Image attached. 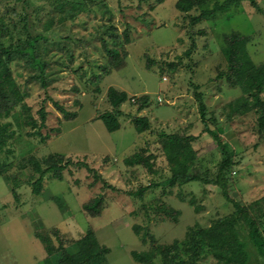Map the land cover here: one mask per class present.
<instances>
[{"label": "rangeland", "instance_id": "1", "mask_svg": "<svg viewBox=\"0 0 264 264\" xmlns=\"http://www.w3.org/2000/svg\"><path fill=\"white\" fill-rule=\"evenodd\" d=\"M216 1L225 0H209L206 7ZM257 1L260 8L241 0L193 25L190 19L201 9L182 12L178 0H100L75 18H64L67 12L58 8L57 0H32L29 8L15 0H0V25L9 29L7 44L26 37L27 22L34 34L49 36L39 46L41 58L49 63L47 88L33 78L36 71L24 60L12 63L30 110L18 106L6 119L16 135L0 151L1 158L12 162L9 180L0 177V264H47L43 237L59 245L60 235L68 249L77 251L90 232L100 245L112 249L105 264H143L133 258L132 251L159 245L170 254L168 258L158 254L156 264H217L206 245L194 247L198 235L192 241L187 232L195 225L210 226L234 207L212 184H162L172 175V164L161 133L200 135L188 141L185 151L191 163L189 173L216 177L223 154L215 138L203 133L200 93L208 117L214 116L212 127L235 154L236 164L228 171L231 195L244 205L256 207L257 201L264 205V135L254 113H233L228 106L242 95L241 88L218 78L226 68V36L234 32L250 37L253 60L264 63V0ZM126 29L129 43L123 34ZM104 40L120 50L115 63L121 66L112 64ZM110 87L130 96L122 106V127L114 132L100 118L112 110ZM145 94L151 103L138 112L135 100ZM53 100L78 116L66 118ZM43 106L46 126L28 124V113L41 120ZM138 115L150 117V130H136L133 119ZM34 131L48 138L31 135ZM143 151L151 157V167L125 162ZM54 154L86 161L115 188L104 187L85 167H72L63 180L49 173L42 192L35 193L37 175L28 159ZM99 194L105 197L104 207L94 217L85 204ZM260 219L264 229V218ZM135 226L141 227L139 233Z\"/></svg>", "mask_w": 264, "mask_h": 264}, {"label": "trees", "instance_id": "2", "mask_svg": "<svg viewBox=\"0 0 264 264\" xmlns=\"http://www.w3.org/2000/svg\"><path fill=\"white\" fill-rule=\"evenodd\" d=\"M240 1L225 0L222 3L216 1L213 7H206L209 0H178L177 8L186 13L195 8H200L201 12L190 19V23L194 25L205 19L214 18L219 12L229 10L233 4H238ZM250 1L257 8H260L257 0ZM15 2L23 4L26 8L34 5L32 0H15ZM57 2L58 8L67 12L64 18H75L79 11L89 8L92 4L99 3L100 0H57ZM159 2H163V0H159ZM24 26L27 32L26 37L7 44L5 37L8 35L9 29L5 25H0V151H3L9 141L16 135L15 129L12 128V122L6 121V119L12 116L18 106H21L25 111L30 110L25 102V93L15 77L12 63L17 59L24 60L36 71L33 78L38 79L43 87H48L47 69L49 63L41 58L39 46L42 41H47L49 36L45 32L34 34L31 32L28 22ZM123 34L125 41L129 43L131 40L130 31L126 29ZM115 37L119 38V35H115ZM249 41V36L236 32L226 36V45L223 48L226 68L220 70L218 78H225L231 85L241 88L242 95L231 101L228 106L233 113H254L259 131L264 135V63H255L248 49ZM104 47L111 58L112 64L118 67L121 66L119 63H115L120 58V50L111 48L106 40H104ZM103 69L107 70L108 66H104ZM197 96L200 99V111L204 123L203 133H208L215 138L223 154L219 172L216 177L211 178L189 173L191 163L185 157V151L188 141L195 140L200 135L184 136L162 132L164 149L172 164V175L162 184L175 186L182 181H192L218 186L223 197L233 205L234 211L216 219L210 226L195 225L191 227L187 232V236L194 241L198 235L194 247H197L198 244L206 245L210 254L216 259L217 264H264V229L260 219L264 218V205H261L260 201H257L256 207L254 205H244L231 195L228 171L236 164L235 154L223 141L222 136L212 127L214 116L208 117L206 103L202 100L200 93H197ZM108 98L112 110L103 112L100 118L104 121L107 129L114 132L122 127L120 117L125 115L122 106L130 99V96L125 90L110 87ZM135 101L138 112H141L150 105L151 97L145 94ZM53 102L66 118L75 119L78 116V112L68 111L58 101L53 100ZM39 112L40 121L28 113L27 123L34 127L39 126V124L45 127L47 120L45 107L43 106ZM133 123L139 133L146 132L152 127L151 119L146 115L134 117ZM30 134L41 133L40 131H34ZM41 136L43 140L48 138V135L43 136L41 134ZM145 153V151L136 152L127 157L125 162L128 165H143L149 168L152 165L150 163L151 157ZM28 164L32 166L34 173L37 175L33 181L34 192L37 194L42 192L44 180L49 173L54 176L53 178L63 180L65 171L73 172L72 167L79 169L85 167L95 175L97 180L103 181L104 187L115 188L86 161H75L70 155L54 154L44 159L30 156ZM11 166L12 162L8 157L4 159L0 157V177L9 180L8 171ZM158 185L155 183L153 186ZM150 187L152 185L141 188L139 194H143ZM104 202V195L99 194L85 204V209L94 217H98L102 214ZM140 228L135 226L137 233H139ZM57 238L59 245H55L51 237H43V240L47 243V264H105L112 250L108 245H100L94 232H90L87 237L80 241L77 251L68 249L60 235ZM158 254L168 258L170 253L166 247L161 245L151 250L132 251L133 258L143 264H156L154 259ZM56 258H58L57 261Z\"/></svg>", "mask_w": 264, "mask_h": 264}, {"label": "built area", "instance_id": "3", "mask_svg": "<svg viewBox=\"0 0 264 264\" xmlns=\"http://www.w3.org/2000/svg\"><path fill=\"white\" fill-rule=\"evenodd\" d=\"M159 100L162 102L163 101L162 97H159Z\"/></svg>", "mask_w": 264, "mask_h": 264}]
</instances>
